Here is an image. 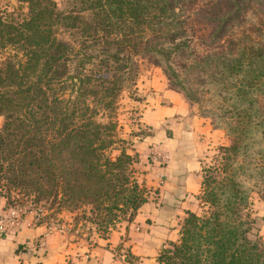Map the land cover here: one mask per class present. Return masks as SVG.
<instances>
[{
    "label": "trees",
    "instance_id": "1",
    "mask_svg": "<svg viewBox=\"0 0 264 264\" xmlns=\"http://www.w3.org/2000/svg\"><path fill=\"white\" fill-rule=\"evenodd\" d=\"M196 1L15 0L9 9L0 0V195L8 204L17 190L36 202L90 204L97 223L116 211L134 216L146 202L134 175L139 156L121 145L113 114L146 61L189 99L199 101L187 86L220 99L216 127L232 137L201 173L204 210L185 212L156 264H264L251 210L264 181V165L251 158L264 151V45L229 40L197 56L186 27Z\"/></svg>",
    "mask_w": 264,
    "mask_h": 264
},
{
    "label": "rangeland",
    "instance_id": "2",
    "mask_svg": "<svg viewBox=\"0 0 264 264\" xmlns=\"http://www.w3.org/2000/svg\"><path fill=\"white\" fill-rule=\"evenodd\" d=\"M8 1L10 2L9 9L17 5L15 0ZM55 1L58 6H61L64 2V0ZM234 1H237V5L233 4ZM223 14L227 15L221 23L220 18H222ZM186 16L187 34L191 38V46L197 56H202L207 52L215 50L221 51L226 47L229 40H232L234 43L243 41L246 43L258 42L264 45V0H197L194 5L186 9ZM220 26H222L221 29ZM154 68L159 70L167 80L169 86L174 88L161 67L144 61L141 64L140 72L142 76H145L148 75V69L152 71ZM175 68L179 69L177 66ZM189 71L197 72L195 69L191 70L190 68ZM187 87H190L193 92L196 90V96L199 98L198 102L189 99L181 89L176 87L175 89L184 95L186 100L195 107L199 115L205 117L214 128H217L216 114H218L217 108L218 104H220V99L208 95L206 89H203L202 92V86ZM139 100H142V96L135 88L123 90L118 97L116 111L113 114V118L117 122V137L124 140L121 145H124L128 152L133 153L134 150H137L141 155L138 163L135 164L136 172L134 175L145 189L146 202L137 209L134 216H130L129 211H116L117 217L114 220L97 223L96 221L99 219L102 220V215H96V211H91L92 206L90 204L80 203L78 205L69 204L60 206L58 203H53L46 198L36 202L32 196L22 195L17 190H11L9 193L10 203H22L30 209L39 206L44 213L42 221L52 227L51 231L54 230L66 234V236H70L71 240L79 242V244L85 247L94 244L98 238H106L108 233L115 228L129 226V223H131L137 213H142L144 208H147V211L150 210V213L154 214L155 220L153 223L171 224L169 226L176 223L175 226L178 232H175L173 238L177 240L179 238V219L184 215L185 208L189 206L192 208V211L197 213H201L204 210L198 199L200 193L187 199L181 197L180 182H177L175 179L178 175L162 171L163 167L172 162L175 165L178 164L176 163V159L169 160L166 154L159 151L157 141H152L151 143L147 141L143 142L144 137L151 132V129L142 123V103ZM261 101L262 96L259 97L260 104H262ZM231 115L228 113L219 121L231 120ZM103 119L105 118L103 117ZM1 124L2 118L0 117V126ZM218 129L224 132L227 140L226 145H229L232 137L228 134L225 127H219ZM126 141H130L131 143ZM218 147L219 145L213 146L203 155L201 159V173L209 166L217 163ZM257 149L258 147L254 150L258 152ZM118 153L119 149L112 150V156ZM256 154V156L251 154V158L255 163L264 165V151ZM142 163L153 174L156 172L151 180L146 181V177L143 178L141 176L142 170L144 171L145 169ZM258 185L251 194L252 202L254 200L264 201V181ZM184 199L188 200V202L182 203ZM166 244L167 242L160 248L151 249L147 255L149 258L154 257L151 264H156L158 253Z\"/></svg>",
    "mask_w": 264,
    "mask_h": 264
},
{
    "label": "crops",
    "instance_id": "3",
    "mask_svg": "<svg viewBox=\"0 0 264 264\" xmlns=\"http://www.w3.org/2000/svg\"><path fill=\"white\" fill-rule=\"evenodd\" d=\"M147 73L142 76L140 72L135 86L142 96L139 100L142 103V123L151 129L143 142L157 141L160 152L169 160L176 159L178 165L168 163L162 171L178 175L175 179L180 182L181 197H194L201 189L203 155L213 146L226 145V137L224 132L199 115L180 91L169 86L159 70L148 69ZM142 165L145 168L144 163ZM147 169L141 172L146 181L156 173ZM185 199L182 203L188 202ZM7 205V199L0 195V219ZM185 209L184 214L187 210L192 211L189 206ZM147 210L144 208L142 213L138 212L129 226L113 229L106 238H98L89 247L71 240L66 234L48 231V223L42 220L28 226L26 222L34 220V213L27 210L24 223L16 233L0 236V264H151L154 257L147 256L151 249L176 241L173 236L178 229L176 223L172 226L153 223L155 216ZM251 210L256 218V232L264 240V201L254 200ZM39 237L44 238L43 248L33 251L24 245L26 240Z\"/></svg>",
    "mask_w": 264,
    "mask_h": 264
},
{
    "label": "built area",
    "instance_id": "4",
    "mask_svg": "<svg viewBox=\"0 0 264 264\" xmlns=\"http://www.w3.org/2000/svg\"><path fill=\"white\" fill-rule=\"evenodd\" d=\"M27 210H31L34 213V220L31 222H26L28 226H31L34 221H41L44 213L39 206L34 207L33 209L27 208L21 203H11L8 204L3 217L0 219V236H6L7 234L16 233L21 225L24 223L25 214ZM52 227L48 226V231L51 230ZM24 245L36 251L39 248H43L45 246L44 238L39 237L36 239L26 240Z\"/></svg>",
    "mask_w": 264,
    "mask_h": 264
}]
</instances>
